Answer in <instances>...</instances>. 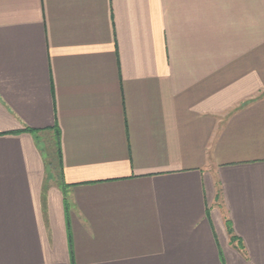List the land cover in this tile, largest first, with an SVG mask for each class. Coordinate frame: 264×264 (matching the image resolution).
Listing matches in <instances>:
<instances>
[{
    "label": "crops",
    "instance_id": "0c3cea01",
    "mask_svg": "<svg viewBox=\"0 0 264 264\" xmlns=\"http://www.w3.org/2000/svg\"><path fill=\"white\" fill-rule=\"evenodd\" d=\"M0 264H264V0H0Z\"/></svg>",
    "mask_w": 264,
    "mask_h": 264
},
{
    "label": "trees",
    "instance_id": "16d2710c",
    "mask_svg": "<svg viewBox=\"0 0 264 264\" xmlns=\"http://www.w3.org/2000/svg\"><path fill=\"white\" fill-rule=\"evenodd\" d=\"M55 133H57V130H53ZM61 188L64 189V186H62V184H60Z\"/></svg>",
    "mask_w": 264,
    "mask_h": 264
}]
</instances>
